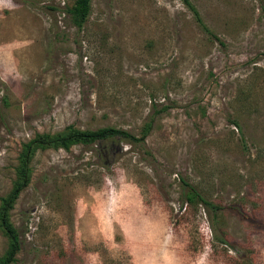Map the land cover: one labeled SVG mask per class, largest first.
Masks as SVG:
<instances>
[{
    "label": "rangeland",
    "instance_id": "rangeland-1",
    "mask_svg": "<svg viewBox=\"0 0 264 264\" xmlns=\"http://www.w3.org/2000/svg\"><path fill=\"white\" fill-rule=\"evenodd\" d=\"M192 1L223 43L182 0L0 6V205L38 134L145 135L39 148L12 264H264V0Z\"/></svg>",
    "mask_w": 264,
    "mask_h": 264
},
{
    "label": "trees",
    "instance_id": "trees-1",
    "mask_svg": "<svg viewBox=\"0 0 264 264\" xmlns=\"http://www.w3.org/2000/svg\"><path fill=\"white\" fill-rule=\"evenodd\" d=\"M93 0H75L74 5L69 8V12L76 25L82 29L89 19L92 12ZM186 6L192 11L196 20L202 26L204 31L212 38L221 41L219 36L204 22L200 11L192 0H182ZM223 43V42H222ZM122 139L130 143H140L145 140V135L141 138L136 137L134 134L127 130L116 127H104L97 130H76L70 129L68 132L60 133L57 135L50 134H38L36 138L25 145V149L21 154V163L19 166V176L15 183L12 192L2 198L0 205V226L8 236L10 240V248L5 256L0 257V264H12L16 260V255L21 249V242L18 229L10 220V211L13 208L16 200L19 198L21 192L28 186L31 179L30 163L34 153L39 148L49 147H65L75 143H81L84 145H92L99 141H107L110 139ZM189 190L186 193L187 199L190 202L201 201L206 205H209L207 199L193 186L188 185Z\"/></svg>",
    "mask_w": 264,
    "mask_h": 264
},
{
    "label": "clouds",
    "instance_id": "clouds-1",
    "mask_svg": "<svg viewBox=\"0 0 264 264\" xmlns=\"http://www.w3.org/2000/svg\"><path fill=\"white\" fill-rule=\"evenodd\" d=\"M0 6L13 7L11 0H0Z\"/></svg>",
    "mask_w": 264,
    "mask_h": 264
}]
</instances>
